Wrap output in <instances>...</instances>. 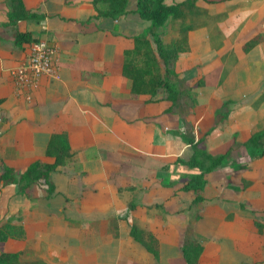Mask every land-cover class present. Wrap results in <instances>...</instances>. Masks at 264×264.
I'll return each mask as SVG.
<instances>
[{"label": "crops", "instance_id": "1", "mask_svg": "<svg viewBox=\"0 0 264 264\" xmlns=\"http://www.w3.org/2000/svg\"><path fill=\"white\" fill-rule=\"evenodd\" d=\"M22 1L37 17L14 28L56 44L57 68L17 89L11 69L28 43L14 44L10 1L0 0V166L21 173L33 161L54 162L45 150L59 133L72 156L51 171V192L43 179L30 197L15 184L1 187L0 224L21 227L23 236L0 241V252L17 253L20 264H187L191 223L203 247L196 264H264V228L252 223L264 225V154L242 145L264 130V0H197V10L158 30L167 44L191 26L174 62L196 97L183 114L169 110L165 89L134 93L123 74V51L150 26L137 0L115 17L92 0ZM227 100L229 114L215 124ZM203 135L211 154L234 150L205 175L194 203L184 184L200 170L182 161L193 154L185 139Z\"/></svg>", "mask_w": 264, "mask_h": 264}, {"label": "trees", "instance_id": "2", "mask_svg": "<svg viewBox=\"0 0 264 264\" xmlns=\"http://www.w3.org/2000/svg\"><path fill=\"white\" fill-rule=\"evenodd\" d=\"M11 12L8 14L6 26L15 27L18 20L36 18L35 13L24 8L22 0H9ZM197 0H183L178 3L167 5L163 0H137L136 12L139 16L150 22V26L139 35L131 38V47L125 49L123 60V74L131 80V89L134 93H148L154 95L158 88L167 91V99L172 105L169 110L176 108L180 113L192 108L196 104V97L191 92V87L180 78L174 70V62L180 52L188 48L187 32L191 26L183 25L179 28L178 34L167 44L163 43V33L158 31L164 26L169 17L180 18L197 10ZM94 4L105 5L104 15L115 17L125 12L126 0H92ZM14 44L22 46L33 40L29 32H20L14 28ZM259 36L249 39L243 44V50L248 51L259 41ZM197 84H202L198 81ZM231 101H224L214 113L215 124L225 120L229 114ZM192 145L193 154L188 161H182L189 167L199 168V172L193 174L184 184V189L192 190L195 194L194 203L202 201V190L206 183L205 175L219 166L225 159L231 156L234 150L233 145L226 152L218 155L207 152L203 143L204 135L197 141L194 138H186ZM242 145L254 152L256 157L264 154V130L254 132ZM238 147L240 144L234 143ZM46 155L54 157V162L45 163L41 160L33 161L21 173L16 172L7 165L0 166V189L6 184H15L20 193L31 196V189L40 179L48 185V191H53L50 182V173L57 166L62 165L67 158L72 156L71 147L64 133L53 134L45 150ZM258 231L264 225L258 221H252ZM193 226L188 225L182 245L184 259L187 264H196L202 252V244L193 236ZM132 234H135V227H132ZM23 230L11 222L0 224V241L7 238H20ZM146 246H150L146 244ZM151 247V246H150ZM156 255L157 250L150 248ZM17 253L0 252V264H20Z\"/></svg>", "mask_w": 264, "mask_h": 264}, {"label": "built area", "instance_id": "3", "mask_svg": "<svg viewBox=\"0 0 264 264\" xmlns=\"http://www.w3.org/2000/svg\"><path fill=\"white\" fill-rule=\"evenodd\" d=\"M57 54L56 44L48 39L39 38L29 42L25 56L11 69L17 89L32 88L41 76H53L57 68Z\"/></svg>", "mask_w": 264, "mask_h": 264}, {"label": "rangeland", "instance_id": "4", "mask_svg": "<svg viewBox=\"0 0 264 264\" xmlns=\"http://www.w3.org/2000/svg\"><path fill=\"white\" fill-rule=\"evenodd\" d=\"M234 156H235V152H234ZM256 227V226H255ZM257 228V227H256Z\"/></svg>", "mask_w": 264, "mask_h": 264}]
</instances>
